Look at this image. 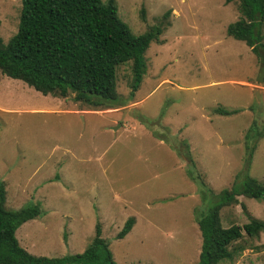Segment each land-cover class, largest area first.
<instances>
[{
	"label": "rangeland",
	"instance_id": "374dc122",
	"mask_svg": "<svg viewBox=\"0 0 264 264\" xmlns=\"http://www.w3.org/2000/svg\"><path fill=\"white\" fill-rule=\"evenodd\" d=\"M113 1L131 34L154 26L161 31L144 53L145 72L132 97L130 61L115 69L117 99L95 109L74 102L71 93L42 96L0 73L4 207L39 208L40 215L14 233L34 256L81 253L98 223L116 264H195L200 249L195 219L202 205L196 185L174 165L178 161L185 174L189 161L217 194L237 180L245 149L254 146L246 172L264 184L258 63L247 46L225 35L239 17L236 1ZM19 12L20 0H0L1 45L15 34ZM217 108L240 111L219 116L212 112ZM83 109L89 112L79 114ZM252 122L262 133L256 134ZM133 123L147 134L132 129ZM190 187L193 200L178 195ZM236 200L219 211L221 227L241 226L248 216L264 221V197ZM128 217L135 223L116 240ZM233 245L243 250L218 264H264V231L252 238L242 233Z\"/></svg>",
	"mask_w": 264,
	"mask_h": 264
},
{
	"label": "trees",
	"instance_id": "16d2710c",
	"mask_svg": "<svg viewBox=\"0 0 264 264\" xmlns=\"http://www.w3.org/2000/svg\"><path fill=\"white\" fill-rule=\"evenodd\" d=\"M233 1L237 2L239 17L227 25L225 35L250 49L258 63V83L264 84V0H225V3ZM160 33L154 26L140 35L131 34L117 17L113 0H20L16 32L5 45L0 43V73L21 81L42 96L64 98L71 93L74 102L93 108L108 107L117 99L116 67L131 62L129 97H132L145 72L144 53ZM239 111L217 108L212 112L231 116ZM250 127H254L257 135L262 133L255 122ZM253 150L254 146L245 149L243 171L229 189L217 194L192 171L185 157L188 161L185 174L196 185L202 205L195 219L200 235L195 264L231 262L243 250L233 245L242 233L252 238L264 231V221L249 216L247 223L227 228L221 227L219 219V211L236 204L238 196L254 200L264 197V184L246 172ZM4 206L5 189L0 181V264H116L108 241L100 236L98 223L90 243L79 254L48 258L27 253L17 243L15 230L41 212L35 206L15 211ZM241 209L245 212L243 206ZM133 223L132 217L127 218L115 239H123Z\"/></svg>",
	"mask_w": 264,
	"mask_h": 264
},
{
	"label": "crops",
	"instance_id": "0c3cea01",
	"mask_svg": "<svg viewBox=\"0 0 264 264\" xmlns=\"http://www.w3.org/2000/svg\"><path fill=\"white\" fill-rule=\"evenodd\" d=\"M6 107H8V109L7 110H9L10 109V105H8V104H6ZM90 107V106H89ZM112 108H114L113 106H111L110 108H107V109H112ZM93 109H95V108H93ZM78 112H80L79 114H82V113H87V112H89L87 109H83V110H80V111H78ZM134 124V123H133ZM135 126V127H134ZM134 126L132 125V129H140V131L142 132V133H145L146 131H143V130H141L142 128H141V125L140 124H138V123H136V124H134ZM111 130V134L112 135H114V130L113 129H110ZM121 130H124V131H127L128 129H127V127H124V128H122ZM117 131V130H116ZM115 131V132H116ZM146 134H147V132H146ZM181 166L182 165H180L179 164V162L178 161H176L175 162V165H174V169H175V171H178V174L179 175H183V177L182 178H185V179H187L186 178V175L184 174V171H183V167L181 168ZM181 175V176H182ZM194 194H195V191H194V188H192V187H190L189 188V190H185V191H182L181 193H179L178 195L180 196V197H182V198H186V199H188V198H191V200H193V197H194ZM129 218V217H128ZM133 219H134V223H135V218L134 217H132ZM133 223V224H134ZM133 226V225H132ZM132 228V227H131ZM131 230V229H130ZM129 233V232H128ZM127 233V234H128Z\"/></svg>",
	"mask_w": 264,
	"mask_h": 264
}]
</instances>
